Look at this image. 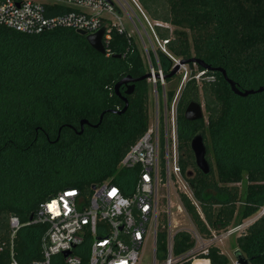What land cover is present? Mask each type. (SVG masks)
I'll return each instance as SVG.
<instances>
[{"label":"trees","instance_id":"trees-1","mask_svg":"<svg viewBox=\"0 0 264 264\" xmlns=\"http://www.w3.org/2000/svg\"><path fill=\"white\" fill-rule=\"evenodd\" d=\"M138 1L152 19L174 26L155 25L173 57L223 67L243 90L264 86V0ZM110 49L123 57L102 54L73 28L30 34L0 24V264L10 262L12 215L23 224L13 245L25 263L42 257L48 224L28 222L49 197L111 177L132 192L139 169L121 168L120 162L149 126L151 83H135L121 114L112 111L125 105L114 86L126 75L143 76L149 65L127 34L114 32ZM157 54L164 74L171 72L173 58L159 49ZM152 61L157 67L153 54ZM189 65L204 74L201 83L195 77L185 81L176 99L179 164L202 216L185 193L182 203L204 238L255 217L244 232L231 233L232 247L252 264H264V90L240 96L220 71ZM179 82L167 89L169 103ZM191 101H204L207 118L186 119ZM82 119L89 123L79 133ZM197 133L207 148V174L196 166L191 148ZM194 246L189 232L175 234L173 251L185 256L183 264L193 258L192 264H233L214 243L205 253H191ZM166 247L161 230L162 256Z\"/></svg>","mask_w":264,"mask_h":264},{"label":"built area","instance_id":"built-area-1","mask_svg":"<svg viewBox=\"0 0 264 264\" xmlns=\"http://www.w3.org/2000/svg\"><path fill=\"white\" fill-rule=\"evenodd\" d=\"M64 7L71 10L64 11ZM127 19L130 26L132 25L130 29L127 26ZM155 21L154 28L155 25H164ZM0 24L30 34L56 27L82 29L87 33H95L104 28L103 44L107 56L113 53L110 42L114 32L133 37V32L137 31L143 47L141 52L151 73L148 80L155 87H162V117L159 95L156 91V109L154 115L150 116L146 132L130 146L120 162L121 168L139 169L132 192L127 194L111 177L86 189L66 187L49 197L38 208L36 217L28 222L48 224L41 240L42 257L25 263L20 262L13 245V239L23 224L17 216L12 215L9 220L11 227L9 264H146L145 256L148 254L146 245L149 240L152 241L150 250L153 252L150 264H183L185 256L176 255L173 251L175 234L179 230L191 234L195 240L191 253L195 251L198 243L204 241V236L195 226L173 230L169 223L167 247L163 256L161 255V260H158V235L163 229L160 227V217L163 213L160 207L167 204L166 211L170 213L171 185L180 199L182 193L187 194L201 216L202 213L187 181L185 180L186 184L182 187L178 182V177L183 176L179 164L177 100L174 98L171 103L168 102L167 90L164 87L166 78L159 63L158 49L153 48L154 41L149 35L148 26L154 31V39L158 43L159 40L138 0H0ZM139 24L150 43V48ZM167 41L162 40L163 44ZM135 43L138 44L137 40ZM152 54L157 61V67L153 64ZM203 74L204 71L199 70L189 78L195 77L199 80ZM205 78L209 80L212 77ZM162 145L166 158L165 178L159 167ZM174 176L177 178V188L174 185L175 180L172 181ZM161 187L166 188L165 195L160 194ZM164 197L166 204L162 203ZM183 210L192 220L184 205ZM263 212L264 208L261 213ZM241 227L245 228L246 225L242 223L231 228L229 233ZM65 251L69 253L64 255ZM206 251L201 250L203 253ZM59 255L61 256L58 258Z\"/></svg>","mask_w":264,"mask_h":264},{"label":"rangeland","instance_id":"rangeland-1","mask_svg":"<svg viewBox=\"0 0 264 264\" xmlns=\"http://www.w3.org/2000/svg\"><path fill=\"white\" fill-rule=\"evenodd\" d=\"M41 1H47V0H41ZM139 4H140V2H139ZM140 6L142 7L141 4H140ZM133 8L136 11V13L139 14V12L135 8V6H133ZM143 10H144V8H143ZM144 12L147 15L149 21L152 23V27H153V25L155 24L156 21L154 19H152L146 13L145 10H144ZM159 22L161 24H164V25L168 26L170 28V30L174 29V26L172 24H170V23H165V22H161V21H159ZM146 25H148V24L146 23ZM127 26H128L129 29L132 28V25L130 26V23L128 22V19H127ZM139 27L141 29V32H142L145 40L147 41L148 47L150 48V43H149L145 33L143 32L142 27H141L140 24H139ZM148 28L150 29L149 35H150L151 39L154 41L153 48L155 50H157V49L162 50L164 52L167 51L165 53L168 54L171 58H173L174 64L176 63V61H179V58H175V57L172 56V54H170L166 44H163L162 39L158 35H157V37H158L159 43H158V41H156L154 39L155 38L154 31L152 30V28L150 26H148ZM153 29L155 30L154 27H153ZM133 38H134V40H137V42L139 44V48L141 47L140 49H142L143 47L140 44V41H139L140 38H139V35H138L137 31L133 32ZM174 64H173V66H174ZM198 72H199V70H198L196 65L190 66L189 64H182L180 66V69L174 75V78H172L170 81H166L165 80L164 87H165L166 90L169 89L170 87H173L175 85L177 79L180 77V82H179V85H178V88H177V91H176V95H175V99H177L178 95H179V92H180L182 86L184 85L185 81L188 80V78L190 77L191 74H194V73L197 74ZM197 81L199 83H201L200 82L201 79H199V80L197 79ZM150 85H151V89H150V104H149L150 116L152 117L154 115V113H155V109H156V91H157L158 95H159L160 115L162 117V111H161V109H162V98H161L162 87L161 88L157 87V86L155 87V85H153L152 83ZM202 105H203V108H204V117L207 118V113H206V110H205L204 101L202 102ZM171 165H172V157L170 156V166ZM159 167L161 168V170H162L161 172H162V174L164 175V178H165V176H166V170H165V168H166V158H165V149H164L163 145L160 148ZM174 180H175L174 185L177 188L178 187V183L176 182L177 178L175 176L172 178V181H174ZM178 182H179V185L181 187L184 184H186L185 179L182 178V177H178ZM166 193H167L166 192V188L165 187H161L160 194L161 195H165ZM162 203L166 204V197L163 198ZM180 209L182 210V212H181ZM166 210H168L167 204L160 207V211L163 212L161 217H160V227H163L162 230H165L167 234H168L169 223L171 224V227H172L173 230H177L179 228L187 229V228H192L194 226L196 227L195 223L189 218V216H187L185 214V211L183 210L182 201L179 198L178 194L175 192V188L172 185L170 187V213L168 214V211H166ZM255 219H256L255 217H253L251 219H248L243 224H245L247 226V224L252 223ZM244 230H245V228L241 227V228H239L236 231L235 234L239 235L242 232H244ZM234 237L235 236H233V235L231 236V233H229V229L226 230V231L214 232L213 233V237L204 238V241L198 243L194 250L200 252L201 250L206 249L207 246H209L210 244L214 243V244H216L217 246H219L221 248L222 252H224L225 254L228 255V257L230 258V260H231V262L233 264H237L236 257H235V254H234L235 249L232 247V241H233ZM151 245H152V241L149 240L147 245H146V251L148 252V254L145 256L146 264H150L152 262L153 252H152V250H150ZM149 250H150V252H149ZM158 260H161V252H159V254H158Z\"/></svg>","mask_w":264,"mask_h":264},{"label":"water","instance_id":"water-1","mask_svg":"<svg viewBox=\"0 0 264 264\" xmlns=\"http://www.w3.org/2000/svg\"><path fill=\"white\" fill-rule=\"evenodd\" d=\"M76 31L79 34L85 35L87 37L88 41L90 42V44L94 47V49L101 52L102 54H106V49H105V46L103 44L104 28L99 29L95 33H87L85 30H82V29H77ZM111 56L116 57V58L123 57V55L119 54V53H112ZM191 62L201 65L206 70H214V71L218 70V71H220L224 75L227 82L229 83L231 90L237 95L247 96L249 94H253L255 92H259V91L264 90V86H261L258 89H244V90L240 89L238 84L236 83V81L227 75L226 70L223 67L212 66L211 64L206 63L205 61L198 59L196 57H191L188 59H179V61L176 62L174 64V66L172 67L171 72L164 74V78H170V77L174 76L177 73V71L180 69V66L182 64H189ZM150 76H151L150 72H148V73H146L140 77H132L131 75H126L125 77H123L122 79L117 81L115 86H114V90L117 94H119L120 96L123 97V99L125 101V105L120 110H112V111L121 114V113L125 112L126 109L128 108V99L126 96H123L120 92V88L122 85H126L125 93L131 94V93H133V91L135 89V83L137 81L142 80V79H148ZM104 113L105 112H102V114L100 116V120L97 124H95V126H97L101 122ZM184 115H185L186 119H188V120H197V119L203 118L204 117V108H203L202 103L197 102V101H191L187 105ZM86 123H89L87 119L81 120V122H80L81 129H80L79 133L83 132L84 125ZM191 148H192V151H193L194 156H195L196 166L203 173H205V174L209 173L211 170V167H210V164L206 158L207 148H206V145L204 142V137L201 133H197L192 138ZM190 173H191V171L188 172L189 175H190ZM68 253H69V251H65L64 255H67ZM234 254L236 257L237 264H252L251 258L245 256L240 249H235Z\"/></svg>","mask_w":264,"mask_h":264},{"label":"flooded vegetation","instance_id":"flooded-vegetation-1","mask_svg":"<svg viewBox=\"0 0 264 264\" xmlns=\"http://www.w3.org/2000/svg\"><path fill=\"white\" fill-rule=\"evenodd\" d=\"M170 78H171V77H170ZM125 90H126V85H122L121 88H120V92H121V94H122L123 96L128 95V94L125 93ZM118 95H119V94H118ZM119 96H120V95H119ZM120 98H122V100H124L122 96H120Z\"/></svg>","mask_w":264,"mask_h":264}]
</instances>
